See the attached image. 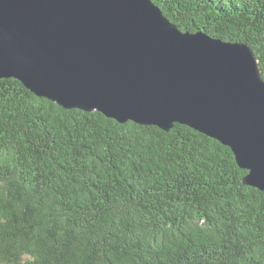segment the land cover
<instances>
[{
	"label": "trees",
	"instance_id": "trees-1",
	"mask_svg": "<svg viewBox=\"0 0 264 264\" xmlns=\"http://www.w3.org/2000/svg\"><path fill=\"white\" fill-rule=\"evenodd\" d=\"M182 32L251 46L264 0H152ZM232 150L67 110L0 79V264H264V191Z\"/></svg>",
	"mask_w": 264,
	"mask_h": 264
},
{
	"label": "water",
	"instance_id": "water-1",
	"mask_svg": "<svg viewBox=\"0 0 264 264\" xmlns=\"http://www.w3.org/2000/svg\"><path fill=\"white\" fill-rule=\"evenodd\" d=\"M67 110L229 147L264 191V78L249 44L182 32L152 0H0V79Z\"/></svg>",
	"mask_w": 264,
	"mask_h": 264
}]
</instances>
